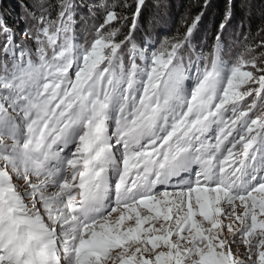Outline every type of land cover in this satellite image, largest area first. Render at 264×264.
<instances>
[{
	"label": "snow or ice",
	"instance_id": "1",
	"mask_svg": "<svg viewBox=\"0 0 264 264\" xmlns=\"http://www.w3.org/2000/svg\"><path fill=\"white\" fill-rule=\"evenodd\" d=\"M20 8L0 0V264H264V0L203 45L212 0L174 33L168 0Z\"/></svg>",
	"mask_w": 264,
	"mask_h": 264
},
{
	"label": "trees",
	"instance_id": "2",
	"mask_svg": "<svg viewBox=\"0 0 264 264\" xmlns=\"http://www.w3.org/2000/svg\"><path fill=\"white\" fill-rule=\"evenodd\" d=\"M194 0H168L169 3V10H170V19L168 23H173L174 28L172 29L171 33H174L177 28L181 27V20L186 15V11L189 7L193 4ZM237 5L239 6V0H236ZM257 4V8L250 13L251 19L248 16H244L243 18L241 15H237L235 26L239 28L240 24L243 22L248 28H255L261 22V12L259 10L260 0H255ZM23 3V0H3V7L7 9L9 14V23H13L14 21L16 24L18 23L17 16L20 14L21 8L20 5ZM228 0H212V8L210 14L207 17V20L204 22V28L201 31L200 36L204 34V32L208 29L209 25L216 24L223 16V13L227 7ZM193 11H196L193 8ZM212 19H215L212 20ZM213 21V23H212ZM163 26L162 30L164 31L169 24ZM245 27V26H244ZM210 28V27H209ZM160 30V29H158Z\"/></svg>",
	"mask_w": 264,
	"mask_h": 264
},
{
	"label": "rangeland",
	"instance_id": "3",
	"mask_svg": "<svg viewBox=\"0 0 264 264\" xmlns=\"http://www.w3.org/2000/svg\"><path fill=\"white\" fill-rule=\"evenodd\" d=\"M19 16V15H18ZM18 16H17V18H18ZM212 20H214L215 21V19H212ZM182 21V20H181ZM212 23H213V21H212ZM218 23V22H217ZM169 24V23H168ZM20 26V23H19V21H18V23H17V27H19ZM245 26V29L247 30L248 29V27L246 26V25H244ZM210 27V28H209ZM209 27H208V29L204 32V34L202 35V36H200V44L201 45H203V44H205L207 41H208V38L211 36V34H212V28H213V25H209ZM174 28V25H173V23H171V24H169L168 25V27H166V29L164 30L165 32H168V33H171L172 32V29ZM159 31V30H158Z\"/></svg>",
	"mask_w": 264,
	"mask_h": 264
}]
</instances>
